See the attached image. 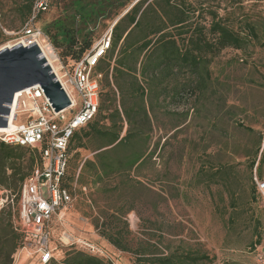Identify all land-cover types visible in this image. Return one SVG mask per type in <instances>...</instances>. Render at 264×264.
Returning <instances> with one entry per match:
<instances>
[{
    "label": "rangeland",
    "instance_id": "rangeland-1",
    "mask_svg": "<svg viewBox=\"0 0 264 264\" xmlns=\"http://www.w3.org/2000/svg\"><path fill=\"white\" fill-rule=\"evenodd\" d=\"M24 1L0 0V50L18 43L24 21L17 8ZM47 1L35 28L44 33L47 24L65 16L68 24L82 28L70 19L73 0ZM216 1L219 14H229L234 30H239V22H250L264 42V0H242L238 5ZM111 25L105 21L90 31L92 42ZM209 71L206 93L178 105L166 104L150 127L145 126L147 147L154 155L140 169L119 176L124 185L118 191L114 192L117 181L106 187L88 182L86 191L75 189L64 223L53 221L51 226V264H63L76 252L113 264H133L131 255L110 246L93 225L100 210L120 207L132 208L126 218L133 247L139 240L162 238L163 245H181L213 258L210 264H257V258L264 263V197L252 183V178L261 177L249 170L255 138L243 129H253L264 138V47L224 50ZM104 84L101 100L107 92ZM27 119L20 115L18 122ZM83 144L74 155V166L93 160L97 143L84 139ZM12 206L15 209L14 196L0 191V210L12 216ZM256 236L260 243L254 246ZM12 264L38 263L36 257L17 250Z\"/></svg>",
    "mask_w": 264,
    "mask_h": 264
},
{
    "label": "trees",
    "instance_id": "trees-1",
    "mask_svg": "<svg viewBox=\"0 0 264 264\" xmlns=\"http://www.w3.org/2000/svg\"><path fill=\"white\" fill-rule=\"evenodd\" d=\"M232 1L238 5L242 0L224 3L231 5ZM34 2L25 0L17 8L23 26L31 16ZM70 5L73 9L70 19L82 28L68 24L65 16L47 24L44 33L61 58L73 60L80 59L94 44L90 31L105 21L113 24L133 5L112 27L110 48L94 68V73L101 75L98 111L69 140V158L60 185L71 196L75 193L74 184L84 186L88 182L106 187L117 181L114 192L118 191L119 185H124L120 184L119 176L140 169L152 159L154 150L147 147L149 138L144 128L150 127L161 107L169 103L178 105L187 97L195 99L206 93L211 82L209 67L224 50L245 52L253 45L264 47L254 24L242 21L239 30H234L229 14H219L221 8L216 0H73ZM103 81L107 92L101 100ZM243 129L255 138L249 170L255 169L261 177L255 178L262 181L263 135L247 127ZM84 139L97 143L93 160L74 166V155L84 148ZM41 151L42 148L32 150L0 142V191L15 200L12 216L0 210V264H12V256L21 245L23 235L15 226L18 193L24 180L40 166ZM252 183L255 191L254 178ZM131 210V207L100 210L93 225L110 246L131 255L133 264L212 263L213 258L181 245L175 248L163 245L162 238L156 242L139 240L133 247L126 218ZM256 240L254 246L260 243L259 236ZM63 264L113 263L76 252Z\"/></svg>",
    "mask_w": 264,
    "mask_h": 264
},
{
    "label": "built area",
    "instance_id": "built-area-1",
    "mask_svg": "<svg viewBox=\"0 0 264 264\" xmlns=\"http://www.w3.org/2000/svg\"><path fill=\"white\" fill-rule=\"evenodd\" d=\"M47 8V0H35L18 42L23 47L37 45L70 104L55 113L39 86L24 89L14 95L10 105L7 119L11 126L0 132V142L5 144L32 150L42 148L40 166L20 186L15 221L18 232L23 235L18 250L36 257L38 264H49L53 259L50 246L53 220L62 225L73 201L60 185L69 158L67 148L73 134L91 122L98 111L101 75L95 74L94 68L111 43L109 29L80 59L61 58L48 37L34 25L37 16ZM37 41H43L45 51ZM20 115L28 119L18 122ZM254 183L257 192L264 197V180L254 178ZM257 264H264L263 259L257 258Z\"/></svg>",
    "mask_w": 264,
    "mask_h": 264
},
{
    "label": "water",
    "instance_id": "water-1",
    "mask_svg": "<svg viewBox=\"0 0 264 264\" xmlns=\"http://www.w3.org/2000/svg\"><path fill=\"white\" fill-rule=\"evenodd\" d=\"M128 10L115 20L111 29ZM33 86H39L42 89L55 113L69 106V100L61 90L35 43L26 47L18 44L11 48L1 49L0 128H6L8 125L7 118L14 95Z\"/></svg>",
    "mask_w": 264,
    "mask_h": 264
},
{
    "label": "bare ground",
    "instance_id": "bare-ground-1",
    "mask_svg": "<svg viewBox=\"0 0 264 264\" xmlns=\"http://www.w3.org/2000/svg\"><path fill=\"white\" fill-rule=\"evenodd\" d=\"M38 42V45L41 47V49L43 50V51H45V46L43 47L42 45H43V41H37ZM18 44H21V43H16V45H18ZM24 44V43H23ZM13 47V46H12ZM4 48H11V46H8V47H3L2 49H4ZM17 96V94L15 95V97ZM11 126V122L10 123H8V126L6 127V128H0V132H5L9 127Z\"/></svg>",
    "mask_w": 264,
    "mask_h": 264
},
{
    "label": "crops",
    "instance_id": "crops-1",
    "mask_svg": "<svg viewBox=\"0 0 264 264\" xmlns=\"http://www.w3.org/2000/svg\"><path fill=\"white\" fill-rule=\"evenodd\" d=\"M81 167H82V165H81ZM78 172L80 173V167H79L78 170H77V173H78ZM77 187L79 188V190H83V189H85V190H83V191H86V188H85V186H83V185H78V184H77V185L75 186V189H77ZM73 196H74V195H73ZM73 196H72V197H73ZM71 206H72V203L69 205V207H68L66 213L64 214V218H66L67 212H69Z\"/></svg>",
    "mask_w": 264,
    "mask_h": 264
}]
</instances>
